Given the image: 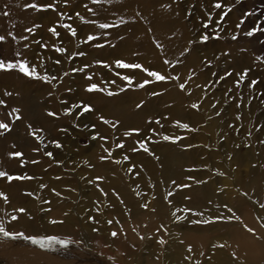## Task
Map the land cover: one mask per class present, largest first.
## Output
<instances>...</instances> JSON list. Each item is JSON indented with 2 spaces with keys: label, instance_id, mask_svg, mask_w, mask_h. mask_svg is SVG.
I'll list each match as a JSON object with an SVG mask.
<instances>
[{
  "label": "rangeland",
  "instance_id": "1",
  "mask_svg": "<svg viewBox=\"0 0 264 264\" xmlns=\"http://www.w3.org/2000/svg\"><path fill=\"white\" fill-rule=\"evenodd\" d=\"M216 2L100 0L93 3V0H67L65 3V0H0V35L7 37L6 41L0 42V58H12L19 51L30 65L35 64L40 75L47 73L57 78L49 83L25 77L16 70L0 71V99L6 101L5 105H0V121L11 125L10 131L0 129V170L13 176L14 171H22L21 174L26 175L29 171L26 168L33 165L34 172L41 169L37 176L39 182L45 185L37 194L25 189L20 193L19 189L13 190V195H18V199L9 200L11 196L8 195L12 193L8 194L9 204L0 197V223L6 231L23 233L16 237L0 234V253L5 252L0 254V264H14L11 261L18 256L12 251L13 248L22 244L38 245L26 240L25 236H58L72 240L67 246L56 244L50 247L58 250L57 254L48 259H37L39 264H48L62 256L85 264H127V260L137 253L139 264H163L162 256L158 255L160 252L172 258L168 264H202L203 257L197 254L196 262L190 253L184 259L176 257L184 241L181 230L189 225V220L175 214L171 198L182 189L184 193L179 196L181 201L189 199L187 193L190 189H210L215 201L208 215L210 220H207L213 221L211 224L218 223L223 216L230 220V224L244 220L243 216L242 220L236 219L237 215L231 209L239 200L250 203L249 209H243L239 215H245L248 219L250 214L264 216L254 204L264 198V180L261 179L260 187L250 184L258 176L264 158V0H220L221 8L215 7ZM49 3L55 4V10L26 7ZM204 4L206 6H202ZM77 13L80 15L77 16ZM155 14L164 16L168 21L161 23L159 20L160 24L152 21ZM221 16L224 18L221 19ZM104 23L114 26L100 28L99 25ZM65 24L76 29L75 37L63 27ZM51 27H55L60 35H52L48 31ZM254 28L256 31L252 32ZM160 30L165 31L163 34L172 33L177 41L167 42L162 48L157 47L155 43L160 44ZM10 32L12 36H8ZM217 32L218 38L215 36ZM248 32H252V35H247ZM90 34L95 37L92 41L86 38ZM204 34L209 35V39L202 42L200 37ZM233 36L236 38L233 39ZM183 43H186L185 47ZM25 44L29 47L25 48ZM53 45L64 47L67 51L59 53ZM186 47L190 51L185 52ZM74 52H84L85 55L72 56ZM117 59L179 78L157 81L154 77H148L142 69L118 68L114 63ZM56 60H60V64H56ZM97 60H104L111 67L97 65ZM165 60L169 63L165 64ZM85 64L89 67L83 72L72 71ZM245 70L247 74L240 80ZM126 75L134 77L131 84L122 79ZM89 76L91 80L87 79ZM145 79L151 82L142 88L137 87ZM252 80L257 83L252 85ZM89 83H98L105 91L88 92L86 88ZM180 83L185 84V89L178 87ZM5 91H10L12 95L4 96ZM108 91L114 95L109 96ZM153 92L157 95H152ZM193 103L198 107L192 108ZM83 104H90L92 111L83 112ZM137 104H141V107L137 108ZM18 107L22 109L20 119L16 120L15 114L10 116L9 113ZM66 109L71 111L66 112ZM48 112H54L56 116H49ZM100 116L112 123H103ZM177 121L187 123L189 128L179 126ZM35 122H40L36 125L38 127ZM112 124H116V127H112ZM28 125L32 129H42L38 135L43 139L37 140L32 136ZM132 128H139L140 131L124 136V132ZM165 135L180 139L166 141L163 139ZM100 136L107 139L101 140ZM53 141H59L62 147L57 148ZM138 141L146 144L148 153L140 149ZM117 143H123L124 147L116 148ZM134 147L139 150L131 151ZM104 149H108V152ZM13 150L23 153L21 159L18 158L19 163L18 160L10 162L8 153ZM45 152L53 155L46 156ZM102 155L108 156V159L100 160ZM125 155L129 156L128 160L123 159ZM25 157L28 162L23 159ZM163 157L173 162L175 184L171 183L170 188L157 194L153 181L145 176L144 168ZM31 158H35L36 163ZM20 160L24 163L21 164ZM98 176L103 179L97 180ZM45 177L53 178L54 182H44ZM2 181L6 188L13 183L0 177V186ZM101 181L114 182L116 190L102 192L99 187ZM248 187H251L249 192L246 191ZM0 192H3V188H0ZM98 192L101 193L99 198L96 197ZM157 201L164 204V211L159 214L163 218L160 226L164 227L158 236L153 237L149 224L155 217ZM23 202L28 205V210L20 214L25 219L22 222L25 225L18 223V217L16 220L10 217L9 221L13 224L7 226L4 211H8L10 206L17 211ZM144 204L148 207H142ZM53 212L61 215L59 220H64L67 227L59 232L40 233L41 222L50 220V213ZM116 213L122 215L124 220H137L141 225L129 222L135 226L112 229V223L108 221ZM244 222L247 228L253 226L248 220ZM138 228L141 232H138ZM215 229L218 230V227ZM128 230L129 234L126 235ZM112 231L117 232L115 237L111 235ZM254 232L246 234L250 237L247 239L253 240H250L248 247L223 239L218 231L213 233L216 243L213 238L212 243L204 237L195 241L198 245L195 244L200 247L201 256L202 247L207 246L208 242L210 257L220 250L224 257H231L235 261L249 259L248 262H254L252 258L263 252L256 243L260 236L257 237ZM161 238L165 240L164 244L158 242ZM150 251H153L151 254L156 253L155 256L149 255ZM206 259L209 264L213 258Z\"/></svg>",
  "mask_w": 264,
  "mask_h": 264
},
{
  "label": "bare ground",
  "instance_id": "2",
  "mask_svg": "<svg viewBox=\"0 0 264 264\" xmlns=\"http://www.w3.org/2000/svg\"><path fill=\"white\" fill-rule=\"evenodd\" d=\"M145 1V0H144ZM199 1V0H198ZM203 1V0H202ZM146 2H147V0H146ZM145 3V2H144ZM143 3V4H144ZM204 2H202V4H203ZM142 4V5H143ZM201 4V3H200ZM154 6V5H153ZM159 6H161V4L159 5ZM202 6H206V4H204V5H202ZM201 6V7H202ZM206 8V7H205ZM163 10V9H162ZM177 11V10H176ZM80 15V14H79ZM179 15V14H178ZM15 17V16H14ZM82 17V16H81ZM141 18V17H140ZM142 18H143V16H142ZM152 19V21H154V22H156V23H159L160 24V21L159 20H161V23H162V21H166L167 19L166 18H164V16H162V15H160V16H156V14H155V16H154V18L152 17L151 18ZM173 19H175V18H173ZM41 20V19H40ZM129 20V19H128ZM176 20V19H175ZM178 20V19H177ZM16 21V20H15ZM19 21V20H18ZM49 21V20H48ZM144 21V20H143ZM168 21V20H167ZM42 23V22H41ZM176 23H177V21H176ZM72 24V23H71ZM145 24H147V23H145ZM173 24H175V23H173ZM73 25V24H72ZM161 25H159V27H160ZM173 26V25H172ZM186 26V25H185ZM78 27V26H77ZM141 28V27H140ZM148 29H149V27H148ZM157 29H159V28H157ZM172 30V29H171ZM36 31V30H35ZM174 31V30H173ZM151 32V31H150ZM154 32V31H153ZM161 32V33H160ZM160 32L158 31V33H159V36H160V44L162 45V46H164L165 44H167V42H173V41H175V36L174 35H172V33L171 34H169L168 33V35L165 33V34H163L162 32H165L164 30H160ZM174 33V32H173ZM150 34V33H149ZM163 36H162V35ZM178 34V33H177ZM151 37H152V35H150ZM178 36V35H177ZM158 37V36H157ZM87 38V37H86ZM162 38V39H161ZM154 39H156L155 37H154ZM153 39V40H154ZM186 39V38H185ZM184 40V39H183ZM187 40V39H186ZM32 41H33V39H32ZM155 41V40H154ZM177 41V40H176ZM175 41V42H176ZM157 42V41H156ZM187 42V41H186ZM155 43V42H154ZM174 43V42H173ZM31 44V43H30ZM156 45H157V43H155ZM186 43H183V47H185L186 45H185ZM169 45V44H168ZM155 46V45H154ZM182 47V48H183ZM187 48V47H186ZM164 49L165 48H163V51H164ZM182 50V49H181ZM125 51V50H124ZM123 51V52H124ZM160 51H162L161 49H160ZM183 51V50H182ZM113 53V52H112ZM170 53V52H169ZM168 53V54H169ZM176 53V52H175ZM173 54V53H172ZM109 55V54H108ZM111 55V54H110ZM175 55V54H174ZM179 55H180V53H179ZM114 56V55H113ZM161 56V55H160ZM94 57V56H93ZM194 57V56H193ZM129 58V57H128ZM40 59V58H39ZM41 59H42V57H41ZM95 59H96V57H95ZM143 59H146V58H143ZM148 59H149V57H148ZM147 59V60H148ZM173 59V58H172ZM142 60V59H141ZM104 61V60H103ZM149 61V60H148ZM175 61V60H174ZM173 62V61H172ZM171 62V63H172ZM149 64V63H148ZM174 64V63H173ZM35 65V64H34ZM98 65V64H97ZM149 66V65H148ZM172 66V65H171ZM101 68V67H100ZM178 68H179V66H178ZM169 69H170V67H169ZM100 70V69H99ZM101 71V70H100ZM102 71H103V69H102ZM8 85V84H7ZM29 84H27V86H28ZM97 85H98V83H97ZM11 86V85H10ZM23 86H24V84H23ZM26 86V85H25ZM6 88V87H5ZM8 88V87H7ZM109 88V87H108ZM110 89V88H109ZM6 90H8V89H6ZM1 92V91H0ZM10 92V91H9ZM35 93V92H34ZM37 96V95H36ZM14 97V96H13ZM24 97V96H23ZM41 97V96H40ZM11 98V97H10ZM14 99V98H13ZM25 99V98H24ZM15 102H16V100H15ZM20 107H23V106H20ZM19 108V107H18ZM19 109H22V108H19ZM24 112V111H23ZM25 113V112H24ZM23 113V114H24ZM37 114V113H36ZM138 115H140V114H138ZM22 116V115H21ZM35 120H36V118H35ZM32 121V120H31ZM39 121V120H38ZM32 123V122H31ZM46 123V122H45ZM37 124H40V122H35V126L37 125ZM50 126V125H49ZM36 127H38V126H36ZM46 132V131H45ZM42 133V132H41ZM1 140V139H0ZM15 141V140H14ZM26 147H27V145H25ZM23 147V146H22ZM29 147V146H28ZM28 149V148H27ZM27 149H26V151H27ZM8 150H10L9 148H8ZM29 150V149H28ZM14 151V150H13ZM16 151H18V150H16ZM20 151V150H19ZM5 153V152H4ZM9 154V153H8ZM26 154V153H25ZM9 156V155H8ZM262 157V156H261ZM11 158V163L12 162H15V161H17L18 160V158H16V157H10ZM40 158V157H39ZM20 159H21V157H20ZM24 160H27V162H28V159L25 157V158H23ZM31 159H33V158H31ZM38 159V158H37ZM260 159H262V158H260ZM259 159V160H260ZM35 160V158L33 159V161ZM31 161V160H30ZM36 161V160H35ZM10 162H8L9 164H10ZM6 163V162H5ZM18 163H19V160H18ZM17 163V164H18ZM38 163V162H37ZM173 162L171 161V162H169L168 160H167V158H165V157H163V158H161V159H159L157 162L155 161V162H152V163H150V165H146L145 166V168H144V172H145V176L146 177H148V179H150V180H152L153 181V184H154V187H155V190H156V193L158 194V193H160L161 192V190H165L166 188L168 189V188H170L171 187V183L175 180V177L173 178L172 177V168H173V166L171 165ZM259 163V162H258ZM261 164H263V165H261V166H259V172H258V176L256 177V179L254 178L251 182H250V184H252V185H257L258 187H260V182H261V179L262 180H264V158L262 159V162H261ZM33 166V165H32ZM27 167L26 169H28L29 171H25L26 172V175L27 176H31V177H33V179H30V180H13V183H12V185H11V187L9 188V187H7L6 188V184H4V182L2 181L1 183H2V185L0 186V188H3V192L6 194V195H8V194H10V193H12L13 192V190H15V189H19V190H21V191H19V193L20 192H22V189H25V190H29V191H31V192H33V193H35V194H37V193H39V191H40V188H41V185H43V183L41 184L40 182H39V178H38V176H39V174H40V170L37 172V171H35L34 172V170H33V168L35 167ZM37 168V167H36ZM35 168V169H36ZM13 169V168H12ZM23 169H25V168H23ZM20 170V169H19ZM22 172V171H21ZM21 172H18V171H14L13 172V174H14V176H16V175H22L21 174ZM25 172H23V173H25ZM104 173V172H103ZM38 175V176H37ZM48 176V175H47ZM100 176V175H99ZM104 176H105V174H104ZM53 178H49V177H45L44 178V182H48L49 184H52L54 181L52 180ZM252 179V178H251ZM249 184V185H250ZM99 187L101 188V190H103L102 192H107V193H109L110 192V190L112 191L113 189L114 190H116L115 189V187H116V185H115V183L114 182H111V181H109V182H107V183H105V182H99ZM264 187V186H263ZM250 189H251V187H248L247 189H246V191H250ZM259 189H261V188H259ZM210 190V189H209ZM208 189H202L201 191L200 190H198V189H190L189 191H188V193H187V195L189 196V199H187V200H185V201H181V200H179V196H181V195H183V193H184V190L182 189L181 191H178V192H175L174 193V197H172L171 198V200L172 201H174L173 202V204H172V209L174 210V212H175V214H177V215H183V216H185V217H187L188 218V220H189V225L188 226H186L184 229H182L181 231V233H183L182 234V237H181V239L183 238L184 239V241H183V243H182V250H179V254L176 256V257H178V259H184V256H189V253H190V255H192L194 258V261L196 262L197 260V255L198 256H200V257H203V260H202V264H207V260L208 259H206L207 257H209V258H213L212 259V261H209L208 263L209 264H264V227H262V225H264V216H261L260 214H258V215H256V214H254L253 216L250 214V219H248V218H246V216L245 215H239L240 214V212L241 211H243V209H249V207H250V203L249 202H247L246 200H239L238 202H237V204L236 205H233V206H231V209L233 208V211H234V213H236V215H237V217H239V218H241V220H242V218L243 217H245V219L244 220H240L241 222H239L238 220L237 221H235V222H231V224L229 223L230 222V220L228 221V220H226L225 218H227V217H225V216H223V219L222 220H220L219 222L218 221H216V222H218V223H215V224H211V223H213V221H209V223H193L192 221H196V220H199V221H204V220H210L209 219V217H208V215H209V213H210V208L211 207H213V205H214V203H215V201H214V197H213V194L209 191ZM252 190H253V188H252ZM255 190V189H254ZM258 190V189H257ZM24 191V190H23ZM256 191V190H255ZM254 191V192H255ZM260 191V190H259ZM101 192V191H100ZM257 192V191H256ZM261 192V191H260ZM253 193V192H252ZM14 194H15V191H14ZM18 194V193H17ZM97 194V198H99V194H101V193H96ZM254 194V193H253ZM259 195H260V193H259ZM258 195V196H259ZM264 195V194H263ZM10 198H9V200H14V199H18V198H16L17 196H15V195H13V193H12V195H8ZM7 196V197H8ZM252 196V195H251ZM257 197V196H256ZM259 197H261V196H259ZM20 198V197H19ZM94 199H95V196L93 197ZM248 199V198H247ZM96 200V199H95ZM180 201L179 203H176L177 201ZM254 200V199H253ZM18 203V202H17ZM9 204V203H8ZM253 204V203H252ZM255 204V206L257 205V210L259 211V212H263L264 213V208H261V205L262 204H264V198H262V200H259L257 203L255 202L254 203ZM253 204V205H254ZM20 208H24V209H27L28 210V208H27V204L25 203V202H23V203H20ZM155 206H156V213H154L153 214V217H154V219H152V221H151V223L149 224V230L151 231V233H152V235H153V237H156V236H158L159 235V233L161 232V228H160V224L162 223V217H160L159 216V214L160 213H162L163 211H164V204L162 203V202H159V201H157V203L155 204ZM7 207H9V206H7ZM6 208V207H5ZM15 207L13 206H10L9 208H8V211H4V215L7 217V220L5 221V224L7 225V226H10L11 224H13V222L12 221H9V219H10V217H12V216H16V217H18V223H22L23 222V220H25L24 219V217H22V215H20L21 213H19V212H17L16 211V209H14ZM114 208H116V207H114ZM254 208H256V207H254ZM115 210V209H114ZM113 210V211H114ZM190 210V211H189ZM255 210V209H254ZM0 212H1V210H0ZM206 213V214H204V213ZM3 213V212H2ZM27 215V214H26ZM26 215H24L25 217H26ZM40 215V214H39ZM60 216L61 215H59V213L58 212H56V213H50V216H49V218H50V220H45L44 219V221H42L41 223L43 224L42 225V227H40L41 228V231H40V233H43V234H46V233H53V232H59L60 230H63V229H65L67 226H66V223H65V221L64 220H59V218H60ZM241 216H243V217H241ZM248 217V216H247ZM2 218V217H1ZM234 218V217H233ZM51 220H57V221H63V223H56V224H53V223H51L50 221ZM111 220H112V225H111V227L110 228H125V227H127V226H131L132 224H129V222L130 223H135V225L136 224H139V221H137V220H124V218H123V216L122 215H119L118 213H116L115 215H112V218H111ZM246 220H248L250 223H252V225H250V226H252V227H255L254 229H256L255 230V232H254V234L255 235H257V237H258V235L260 236L259 238H258V241H257V239H256V243L258 244V245H260V247H261V249H262V253H261V255H259V256H256V258H252L253 260H255L254 262L253 261H251V262H248V260L249 259H245V260H241V259H239V260H237V261H235L234 259H231V257H224L223 255H222V252L223 251H220V250H217L216 252H214L213 254H211V257L210 256H208L209 254V252L210 251H208L209 250V247H210V244H208V242H207V246L205 245L204 247H202V252H201V254L203 253V255L201 256L200 254H199V248L200 247H198V246H196V240H198V239H202V238H206L205 240H212V238H213V236H214V234L213 233H216L217 231H218V233H219V235L220 236H223L222 238L223 239H228V240H230V242H232L233 244H235V242H238L239 243V245L240 246H242V247H245V246H247L248 247V245L250 244V240L252 239H247V238H250V237H248L247 235L250 233L251 234V232H249V231H247V228L245 227V225H246V222H244V221H246ZM41 221V220H40ZM2 223V222H1ZM17 222H16V224H18ZM15 224V225H16ZM22 224H24V223H22ZM230 224V225H229ZM25 225V224H24ZM135 225H132V226H135ZM139 225H141V223L139 224ZM136 226H138V225H136ZM247 226V225H246ZM14 227V226H13ZM24 227V226H23ZM216 227H218V230H216L215 228ZM251 227V228H252ZM8 228V227H7ZM25 228V227H24ZM23 228V229H24ZM158 228H160V231H157V229ZM28 229H29V227H28ZM139 230H138V232H141V229L140 228H138ZM26 230V229H25ZM44 230H46V231H48V232H44ZM222 230H224L223 232H221ZM39 231V230H38ZM126 231V230H125ZM137 231V230H136ZM240 232H243V233H240ZM31 234V233H30ZM129 234V230H128V232H126V235H128ZM247 234V235H246ZM249 234V235H250ZM36 235V234H35ZM141 236V235H140ZM214 237H216V236H214ZM182 239V240H183ZM221 239V238H220ZM213 240H214V238H213ZM200 241V240H199ZM215 241V240H214ZM252 242H253V240H251ZM140 242H141V239H140ZM202 242V241H201ZM212 242V241H211ZM210 242V243H211ZM6 243H8L7 241H6ZM5 243V244H6ZM196 243V244H195ZM204 243V242H203ZM213 243V242H212ZM215 243H216V241H215ZM0 244H2V243H0ZM10 244V243H9ZM8 244V245H9ZM33 244V243H32ZM205 244V243H204ZM7 245V246H8ZM13 245H15V244H13ZM198 245V244H197ZM251 245V244H250ZM35 246V247H34ZM37 246V247H36ZM142 246H143V244H142ZM189 246H191V251H189L188 249H189ZM234 246V245H233ZM15 247V246H14ZM55 247H57V246H55ZM237 247V246H236ZM239 247V246H238ZM59 248V247H58ZM4 249V248H3ZM2 249V250H3ZM242 249V248H241ZM244 249V248H243ZM0 250H1V247H0ZM233 250V249H232ZM245 250V249H244ZM12 251L14 252V253H17V258H15V259H11L12 261L11 262H13L14 264H39L38 263V261H37V259H41V258H46V259H48L49 257L51 258V256H53V255H55L54 253H56L57 254V251L58 250H56V249H54V248H41L39 245H32L31 246V244L30 245H28V244H22L21 246H18V247H15V248H13L12 249ZM1 252V251H0ZM131 252V251H130ZM151 252H153V251H150L149 252V255L151 254ZM246 252V251H245ZM3 253H5V252H3ZM3 253H0V254H3ZM10 253H11V251H10ZM164 253V252H163ZM163 253H158V255L159 256H162V261H163V264H168V263H170L171 262V260H172V258H168L166 255H164ZM154 254V253H153ZM153 254H151V255H153ZM156 254V253H155ZM155 254H154V256H155ZM197 254V255H196ZM225 254V253H224ZM6 255H8V254H6ZM59 255V254H58ZM168 255V254H167ZM236 255V254H235ZM9 256V255H8ZM13 256V255H12ZM15 256V255H14ZM62 256V255H61ZM69 256V255H68ZM139 253H137V254H135L134 256H131L132 258H130V259H128L127 260V264H139L140 263V259H139ZM170 256V255H169ZM173 256V255H172ZM60 257V256H59ZM151 257V256H150ZM153 257V256H152ZM151 257V258H152ZM236 257V256H235ZM234 257V258H235ZM241 257V256H240ZM5 258V257H4ZM12 258V257H11ZM159 258V257H158ZM244 258V257H243ZM242 258V259H243ZM7 259H8V257H7ZM6 259V260H7ZM39 259V260H40ZM84 259V258H83ZM190 259H192V258H190ZM192 259V260H193ZM251 259V258H250ZM8 260H10V259H8ZM44 260V259H43ZM186 260V259H185ZM83 261V260H82ZM87 261V260H86ZM39 262H41V261H39ZM48 262V261H47ZM50 263H48V264H85V263H82V262H78V261H76V260H74L73 258H71L70 257V259H68V257L66 256V257H61V258H59L58 259V257H57V260L56 261H53L52 260V262L51 261H49ZM160 262V261H159ZM191 262V261H190ZM8 263V262H7ZM161 263V262H160ZM12 264V263H11ZM88 264V263H87ZM90 264V263H89ZM157 264V263H156ZM188 264V263H187ZM193 264V263H192ZM195 264V263H194Z\"/></svg>",
  "mask_w": 264,
  "mask_h": 264
},
{
  "label": "snow or ice",
  "instance_id": "3",
  "mask_svg": "<svg viewBox=\"0 0 264 264\" xmlns=\"http://www.w3.org/2000/svg\"><path fill=\"white\" fill-rule=\"evenodd\" d=\"M100 0H93V3H99ZM65 3H67V0H65ZM26 7H31V8H36V7H43V8H49V9H53L55 10V4H43V5H36V4H31V5H26ZM86 7V6H85ZM167 7V6H165ZM215 7L216 8H221L222 7V4L220 2V0H217V2L215 3ZM89 12L92 11V9H88ZM5 15H7V13H5ZM77 16H79V13L76 14ZM226 15V13H225ZM224 17L221 16V19H223ZM81 20H83V17H80ZM123 22V21H121ZM114 25H109L107 23H104V24H100L99 27L102 28V29H106V28H109V27H113ZM207 24L204 25L205 28H207ZM63 27L68 30V32L71 34V36L75 37L77 35V32H76V29L73 28L71 25L69 24H65L63 25ZM26 31H29L31 32L32 29H26ZM48 31L50 33H52V35L54 36H59L60 33L57 32L56 28L55 27H51L48 29ZM256 31V29L254 28L252 30V32ZM252 32H248L247 35L251 36L252 35ZM8 36H12V33H8ZM215 36L218 38L219 37V33H215ZM13 39H15V37L13 36L12 37ZM236 37L233 36V39H235ZM7 37L4 36V35H0V42H4L6 41ZM22 39H27L26 37H22ZM95 37L93 35H88L87 36V40L88 41H92L94 40ZM209 39V35L207 34H204L200 37V40L203 42V41H207ZM189 43H191V41H189ZM101 45H97V47H100ZM25 48H28L29 46L27 44L24 45ZM41 47H47V45H41ZM53 47H55V50L59 53H65L67 50L64 48V47H56L55 45H53ZM157 47H161L162 48V45H160L159 43H157ZM185 52L187 51H190V49H185L184 50ZM72 56L74 55H80V56H83L85 55L84 52H74L71 54ZM181 55H183V53H181ZM69 59H71V56L68 57ZM257 59H260V57H257ZM56 64H60V60H56L55 61ZM95 63L97 64H103L104 67H111L110 64H108L107 62L105 61H100V60H97L95 61ZM115 65L118 67V68H131V69H142L143 72L147 73L148 77H154L155 80L157 81H164V80H170V79H178L179 77H171V76H165V75H162L161 72L159 71H155V70H149L148 68H144L142 65L140 64H137V63H133V64H129V63H126L125 61L123 60H120V59H117L115 60ZM165 64H168L169 61L168 60H165L164 61ZM209 63H211L209 61ZM89 67V65L85 64L84 67L82 68H79V69H76V68H73L72 71L75 72V71H80V72H83L85 68ZM12 70H16L17 72L23 74L25 77H30V78H34V79H40L42 81H45V82H49L51 83L53 80H56L57 78L55 76H50L48 75L47 73H45L44 75H40V73H38L37 71V67L35 65H30V62L29 60L19 51L15 52L13 57L12 58H0V71H4V72H8V71H12ZM247 74V70H245L244 74H242L240 76V80H243L245 78ZM65 75H67V73H65ZM117 75H119V73H117ZM225 75H228V73H225ZM87 79L91 80V76L87 77ZM123 80L127 81L129 84H131L132 80L134 79V77L132 76H123L122 77ZM221 79H223V77H221ZM151 81L148 80V79H145L143 81V83H140V84H137V87H144V85L150 83ZM240 81L238 80L237 83H239ZM114 83V81H113ZM257 83L256 80H252L251 81V84L252 85H255ZM53 87H55V85H53ZM178 87L183 90L185 89V84L184 83H180L178 85ZM86 91L88 92H93V91H100V92H104L105 89L103 88H100L96 83H89L87 88H86ZM120 91H123V89H120ZM107 94L109 96L111 95H114L113 92L111 91H108ZM4 96H11L12 93L9 92V91H5L3 93ZM49 95H51V93H49ZM152 95H157V93L153 92ZM83 103V102H81ZM143 103V102H141ZM6 104V101L4 99H0V105H5ZM137 108L141 107V104H137L136 105ZM192 108H197L198 105L193 103L191 105ZM71 109H66V112H70ZM92 111V106L90 104H83V112H90ZM19 112H20V109L19 108H13L12 109V112L9 113L10 116H12L13 114L14 115V119L16 120H19L20 119V115H19ZM49 116H56V113L54 112H48L47 113ZM219 113H217L218 115ZM99 119L105 123V124H111L112 122L108 119H105V117L103 116H100ZM237 119H239V116H237ZM119 121L116 122V124H118ZM157 123H159V120H157ZM179 126L187 129L189 128V125L187 123H184V124H180L179 121L176 122ZM116 124H112V127H116ZM29 129H30V134L32 136H34L37 140H42L43 137L38 135L39 132L42 131V129H32L31 128V125H28ZM95 127V125H93V128ZM10 128H11V125L9 123H5L3 121H0V129L4 130L5 132L7 131H10ZM140 131L139 128H132L131 130L129 131H125L124 132V136H131L133 133H138ZM2 134V133H0ZM97 136L99 135V133L96 134ZM93 139H95V136L93 137ZM100 139L101 140H106L107 137H104V136H100ZM163 139L164 140H179L180 137H170V136H163ZM53 143L55 144V146L57 148H60L62 147V145L60 144L59 141H53ZM139 145H140V149H143L144 152L148 153L149 152V148L146 146V144L143 142V141H138ZM14 147V146H13ZM116 148H123L124 145L123 143H117L115 145ZM39 149H33V151H38ZM139 149L137 148H132L131 151L133 152H136L138 151ZM105 152H108V149H104ZM45 155L46 156H49L51 157L53 154L51 152H45ZM9 156L11 157H16V158H19V157H22L23 156V153L20 152V151H12L9 153ZM100 160H106L108 159V156H105V155H102L99 157ZM124 160H128L129 159V156L125 155L123 157ZM158 159V157H157ZM117 163H120V161H116ZM20 163L23 164L24 161L23 160H20ZM33 163H36V161H33ZM129 171H131V169H129ZM0 177L2 178H6L8 181H13V180H30V179H33V177L31 176H27V175H16V176H13V175H10L7 171H2L0 170ZM97 180H100V179H103V177H96ZM188 179H193L192 177H189ZM173 184H175V181L172 182ZM197 183H201V181H197ZM177 187H188L189 185H176ZM41 187H45V185H41ZM53 191H55L53 189ZM139 194V193H137ZM28 195H32L31 193H28ZM58 195V193H57ZM168 195H171V193H169ZM0 197L3 198L4 202L5 203H8V197L7 195L4 193V192H0ZM167 199V197H166ZM170 202V201H169ZM142 207L144 208H147L148 205L147 204H144L142 205ZM227 207V206H225ZM261 208H264V204L261 205ZM18 212L20 213H23L25 212V209L24 208H19L17 209ZM190 211V210H189ZM229 212H231L232 210L231 209H228ZM173 215H175L173 213ZM12 220H16L17 217L16 216H12L11 217ZM90 219H92L90 217ZM177 220L180 219V217H176ZM222 219V218H220ZM229 219H231V217H229ZM236 219H239V217H236ZM51 223L53 224H56V223H63V221H57V220H51L50 221ZM193 223H209V221L207 220H204V221H199V220H196V221H192ZM109 224L112 223L111 220L108 221ZM164 226L161 225L160 228H163ZM245 227L247 228V226L245 225ZM262 227H264V225H262ZM160 228L157 229V231H160ZM94 231H96L97 229H93ZM133 231H135V229H133ZM247 231L249 232H254V229L252 228H247ZM0 234H3L5 237H16V236H19V235H23V233H15V232H11V231H6L4 225L2 223H0ZM111 235L113 237H115L117 235V232L116 231H112L111 232ZM26 240H30L32 241V243L34 244H38L41 248H50V247H53L54 245L56 244H59L61 246H67L68 244L72 243V240L70 238H60L58 236H44V237H38V236H25L24 237ZM141 239H144L143 236L140 237ZM160 244H164L165 243V240L163 238H161L159 241H158ZM216 245H214L215 247ZM224 245H219V247H223ZM189 251H191V246H189ZM233 255H235L233 253ZM199 264V262H198Z\"/></svg>",
  "mask_w": 264,
  "mask_h": 264
}]
</instances>
